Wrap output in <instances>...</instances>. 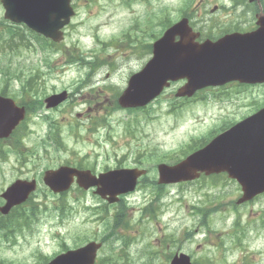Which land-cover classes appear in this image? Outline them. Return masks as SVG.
Instances as JSON below:
<instances>
[{
	"label": "rangeland",
	"instance_id": "rangeland-1",
	"mask_svg": "<svg viewBox=\"0 0 264 264\" xmlns=\"http://www.w3.org/2000/svg\"><path fill=\"white\" fill-rule=\"evenodd\" d=\"M184 1L76 0L73 3L76 16L64 31L63 53L43 54L39 47L30 43H16L21 48L13 51L6 43L0 45V78L3 82L2 75L11 72L9 78H28L34 85L55 90L51 94L70 93L69 98L66 96V100L56 106V111H38L27 121L25 148L22 149L25 163L22 166L15 165L13 154H8L7 149L0 152V194L16 179L34 178L39 186V192L32 199L36 213L30 226L7 232V238H0V264H47L49 259L63 252V247L76 249L88 240H99L104 232L110 230L116 214L114 205L109 206V215H104L103 224L98 217L94 218L95 211L103 203L91 190L83 196L77 189L66 196H49L41 183L43 170L61 165L76 167L78 164V167L84 165L98 173L140 166L151 169L149 179L156 181L158 164L177 163L181 158L179 150L192 145L193 138L208 135L225 120H240L239 117L249 109L244 105L263 97L261 87L234 89L231 86L207 89L188 103H181L180 99L174 98L180 86L178 83L138 112L113 106L112 93L104 88L115 86V89L123 91L128 75L139 71L150 58L144 53L139 57V50L136 54L127 47L118 51V45L123 43L119 37L122 30L133 34V42L139 47L144 44L139 34H145L146 27L141 26L137 31L134 28L136 23L141 25L151 21L148 35L158 34L162 31L160 16L163 19L164 13L168 12L169 18L173 19ZM225 1L203 2L210 8L212 4ZM160 8L164 13L158 15ZM146 13L151 16L143 17ZM243 18L247 19L246 16ZM3 19L0 6V21ZM5 30L6 27L0 25V33H6ZM106 39L113 40V44L103 45ZM146 43H150L147 38ZM72 47L87 55L97 52L99 57L104 56L114 63V70L107 67L94 74L92 80L96 83L103 80V85L78 92V82L84 77L79 66L64 69L67 52L72 51ZM47 52L54 50L48 49ZM15 66L23 67V70L14 69ZM21 72L22 75H18ZM109 83L113 84L109 86ZM13 88L16 91L17 87ZM46 114L51 117L49 121L43 118ZM51 122L54 123V134L60 137L58 145L53 139L52 128L49 130ZM43 139H47L48 145L41 146ZM209 181L212 186H201L195 181L169 185L163 187L161 195L151 191L147 183L137 186L134 192L124 197L126 229L115 232L111 244L118 251L122 237L132 243L129 255L143 259L130 264L167 263L160 262L155 255L145 256L147 245L149 248L152 242L154 249H161L163 238L175 239L174 246L169 244L171 251L182 247V252L191 256L194 264H264V195L237 205L235 201L241 192L235 182L226 177L218 181L209 178ZM216 206L219 207L218 212L211 214L208 210ZM206 211L208 228L200 225ZM96 214L101 215L98 211ZM108 251L106 248L99 256L107 255ZM44 257L48 260L45 261Z\"/></svg>",
	"mask_w": 264,
	"mask_h": 264
},
{
	"label": "water",
	"instance_id": "water-1",
	"mask_svg": "<svg viewBox=\"0 0 264 264\" xmlns=\"http://www.w3.org/2000/svg\"><path fill=\"white\" fill-rule=\"evenodd\" d=\"M70 0H1L4 18L13 23H23L30 30L58 42L59 31L72 16ZM264 27V25H263ZM185 22L166 31L153 48V59L135 75L119 99L121 107H140L160 94L168 80L186 78L179 96H192L196 89L238 80L245 83H264V31L258 30L236 42L227 41L204 45L199 49L189 47L185 41ZM175 35L180 41L173 43ZM237 45V47L235 46ZM23 118V109L15 108L9 100L0 98V137L7 136ZM159 184L193 180L203 172L206 175L226 172L236 179L243 192L238 203L250 200L264 192V109L251 118L219 135L210 144L188 156L175 166L161 164L157 167ZM144 174L136 169L115 170L91 176L88 171L61 167L46 171L44 184L54 193L69 188L76 177L82 189L96 187L95 194L109 203L116 196L133 190L136 180ZM35 181H17L3 194L6 204L0 208L5 214L10 207L23 202L35 190ZM98 245L89 243L73 252L56 257L49 264H93ZM171 264H190L189 258L179 255Z\"/></svg>",
	"mask_w": 264,
	"mask_h": 264
},
{
	"label": "flooded vegetation",
	"instance_id": "flooded-vegetation-1",
	"mask_svg": "<svg viewBox=\"0 0 264 264\" xmlns=\"http://www.w3.org/2000/svg\"><path fill=\"white\" fill-rule=\"evenodd\" d=\"M200 6H204L206 8L207 4L203 5L202 3H199L195 6L194 9L198 10V7ZM214 7H216V9L212 11ZM214 7H212L211 9H207V12L209 14L217 13L219 21L224 22L226 24V27L224 28L223 33L221 35L232 34L236 32L247 33L253 31L256 28V17L258 15H264V0H256L252 3H250L248 0H229L227 6L224 4ZM258 7L260 8V10H258ZM204 14L205 13L203 9V15ZM197 16L200 17L201 12H197ZM243 16H246L247 19L243 18ZM249 17L251 19H249ZM241 22L243 23L242 28L244 29L240 30L239 25L241 24ZM0 95L6 96L4 92H1Z\"/></svg>",
	"mask_w": 264,
	"mask_h": 264
},
{
	"label": "trees",
	"instance_id": "trees-1",
	"mask_svg": "<svg viewBox=\"0 0 264 264\" xmlns=\"http://www.w3.org/2000/svg\"><path fill=\"white\" fill-rule=\"evenodd\" d=\"M33 38H34L35 42L38 44V46H40V45H48V44L56 46L55 44L50 43L46 39H43V38H40V37H37V36H34V35H33ZM24 85H25V87H27L28 83L26 82ZM158 189H160V188H158ZM123 204L124 203H122L120 205V207L118 208L120 210L119 211L120 216L118 218H115L114 221H113V228L114 229L124 223L125 205H123ZM34 210H35V207L32 208V206L26 207V208L25 207H23V208L20 207L16 213H13V214L10 215V217H9L7 222H4V223L0 222V238H7L8 235H6L4 233V231H6L7 229H10L13 225L20 226V225H24L25 224V226H27L31 222L30 216H32V213H33Z\"/></svg>",
	"mask_w": 264,
	"mask_h": 264
},
{
	"label": "bare ground",
	"instance_id": "bare-ground-1",
	"mask_svg": "<svg viewBox=\"0 0 264 264\" xmlns=\"http://www.w3.org/2000/svg\"><path fill=\"white\" fill-rule=\"evenodd\" d=\"M155 217V216H154ZM153 218V217H152ZM259 259V258H258ZM258 262H259V260H258Z\"/></svg>",
	"mask_w": 264,
	"mask_h": 264
}]
</instances>
